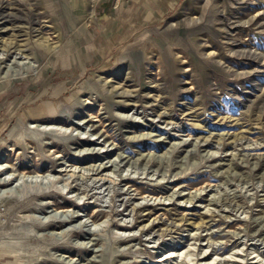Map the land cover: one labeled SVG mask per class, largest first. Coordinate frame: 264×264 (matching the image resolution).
Here are the masks:
<instances>
[{
    "label": "rangeland",
    "instance_id": "374dc122",
    "mask_svg": "<svg viewBox=\"0 0 264 264\" xmlns=\"http://www.w3.org/2000/svg\"><path fill=\"white\" fill-rule=\"evenodd\" d=\"M99 1L0 0V264H264V0Z\"/></svg>",
    "mask_w": 264,
    "mask_h": 264
},
{
    "label": "crops",
    "instance_id": "0c3cea01",
    "mask_svg": "<svg viewBox=\"0 0 264 264\" xmlns=\"http://www.w3.org/2000/svg\"><path fill=\"white\" fill-rule=\"evenodd\" d=\"M178 0H121L114 4V0H100L97 11V20L108 21L109 28L105 34L109 35L111 28L115 25L114 33L110 36L113 43L120 40L121 21L137 24L138 27L151 26L163 20L165 14L172 8ZM96 20V21H97ZM95 21V22H96ZM97 23V22H96ZM128 26V24H126ZM118 28V29H117ZM106 29L102 31L104 33ZM109 39H104L103 42H109ZM102 42V43H103Z\"/></svg>",
    "mask_w": 264,
    "mask_h": 264
},
{
    "label": "bare ground",
    "instance_id": "6f19581e",
    "mask_svg": "<svg viewBox=\"0 0 264 264\" xmlns=\"http://www.w3.org/2000/svg\"><path fill=\"white\" fill-rule=\"evenodd\" d=\"M52 41V40H51ZM30 47V46H29ZM44 48V47H43ZM48 48V47H47ZM25 49V48H24ZM55 50V49H54ZM21 51H24L23 49L21 50ZM31 53H33V52H31ZM34 54V53H33ZM36 54V53H35ZM19 56H21V54L19 55ZM18 56V58H20ZM26 56V55H25ZM33 56V55H32ZM17 57V56H16ZM15 58V57H14ZM22 58V57H21ZM47 58V57H46ZM28 59V58H27ZM31 62V61H30ZM29 67H30V69H29ZM35 67H36V65L34 64V62H32L31 63V65L30 66H28V69H27V71L28 70H31V71H33L34 69H35ZM17 121V120H16ZM14 132V131H13ZM12 134V133H11ZM205 145V144H204ZM237 145V144H236ZM88 180V179H87ZM4 186V185H3ZM30 210V209H29ZM239 237V236H238ZM236 252V251H235ZM205 254V253H204ZM244 254V253H243ZM191 255V254H190ZM190 255H189V257H190ZM194 255V254H193ZM242 255V254H241ZM173 256V255H172ZM185 257V256H184ZM188 257V258H189ZM202 257H206V255H202ZM233 257V256H232ZM168 258V257H167ZM259 258V257H258ZM178 259V258H177ZM191 259V258H190ZM232 259V258H231ZM176 260V259H175ZM182 260V259H181ZM193 260V259H192ZM190 261V260H189ZM194 261V260H193ZM212 261H214V260H212ZM253 261V260H252ZM190 262H192V261H190ZM246 264H247V261L245 262ZM189 264V263H188ZM191 264V263H190ZM209 264V263H208ZM211 264V263H210Z\"/></svg>",
    "mask_w": 264,
    "mask_h": 264
},
{
    "label": "built area",
    "instance_id": "2783aa9c",
    "mask_svg": "<svg viewBox=\"0 0 264 264\" xmlns=\"http://www.w3.org/2000/svg\"><path fill=\"white\" fill-rule=\"evenodd\" d=\"M116 1H118V0H116Z\"/></svg>",
    "mask_w": 264,
    "mask_h": 264
}]
</instances>
